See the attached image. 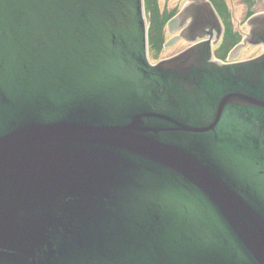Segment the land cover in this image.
Masks as SVG:
<instances>
[{"label": "water", "instance_id": "water-1", "mask_svg": "<svg viewBox=\"0 0 264 264\" xmlns=\"http://www.w3.org/2000/svg\"><path fill=\"white\" fill-rule=\"evenodd\" d=\"M0 4V264H264V140L232 162L214 135L235 100L262 110L264 67L231 94L207 45L150 65L142 0ZM200 100L210 128L167 127Z\"/></svg>", "mask_w": 264, "mask_h": 264}, {"label": "flooded vegetation", "instance_id": "flooded-vegetation-1", "mask_svg": "<svg viewBox=\"0 0 264 264\" xmlns=\"http://www.w3.org/2000/svg\"><path fill=\"white\" fill-rule=\"evenodd\" d=\"M154 3H160L161 11L165 12L164 17L165 27L162 30L163 37H166L164 42V49L169 50V54L166 57H172L179 52L187 49L190 46V42L184 40L183 38L178 39L182 32L187 33V28L190 23L189 20L181 23L174 22L173 17L175 14L186 5L192 4L195 0H152ZM216 14L219 16L222 22V33H217L216 23L213 19L204 20V29L201 33L189 34L194 38L195 42L205 41L201 36L205 34L206 36H212L213 43V54L215 58L226 63L237 64L250 60L256 56L264 54V45H251L246 44L240 53L235 57L233 61H227V56L233 46L242 41L249 28L247 26V18L253 13L264 10V0H208ZM241 7L242 12L239 14V18L236 17L235 10L237 7ZM162 15V14H161ZM159 25V21H156ZM167 23V24H166ZM228 24L231 26L228 29ZM219 35V39L217 38ZM235 37H238L236 40ZM169 46H166V42ZM164 49L161 47L160 52L165 54ZM228 52V53H227ZM264 67V62L262 64L256 65L254 68L246 67L244 70H236L235 76H240L243 80V85L235 90H231V94H241L249 93L250 87H257L253 83V74L256 71H261ZM195 107H187L181 110V113H177L170 117L172 124L167 127L172 131H183L190 132L200 129L201 127L210 128L215 114L219 108V102L215 103V108L213 113L205 117L203 112V107L208 105L203 100L193 104ZM262 110L257 111L256 109L249 107H241L239 105V100H235L234 104L226 106L220 116L219 124L216 126L215 139H222L225 144L229 141V144L234 147L232 152V162H235L238 158L237 148L241 144L250 143L254 148L262 146L264 140V104L260 106ZM176 112V111H175ZM223 134H226L224 136ZM235 135V137H233ZM224 144V145H225ZM223 146H220L221 148ZM264 148V146H262ZM245 157L253 159V155L247 153ZM256 163H260L255 160ZM261 164V163H260ZM189 211V210H188Z\"/></svg>", "mask_w": 264, "mask_h": 264}, {"label": "trees", "instance_id": "trees-1", "mask_svg": "<svg viewBox=\"0 0 264 264\" xmlns=\"http://www.w3.org/2000/svg\"><path fill=\"white\" fill-rule=\"evenodd\" d=\"M146 12L149 14V11L151 12V15L153 14V22H152V26L150 27V31H149V35H150V41L152 43V45L154 47H156L157 49L160 47V32H159V25H157L156 21H157V14H156V10L155 7L153 6L154 11L152 12V8H151V4L146 2ZM154 14L156 16H154Z\"/></svg>", "mask_w": 264, "mask_h": 264}, {"label": "rangeland", "instance_id": "rangeland-1", "mask_svg": "<svg viewBox=\"0 0 264 264\" xmlns=\"http://www.w3.org/2000/svg\"><path fill=\"white\" fill-rule=\"evenodd\" d=\"M238 16V15H237Z\"/></svg>", "mask_w": 264, "mask_h": 264}]
</instances>
